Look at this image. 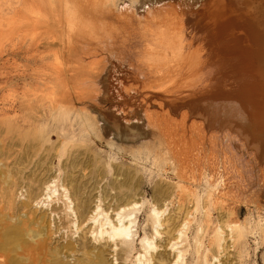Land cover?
I'll use <instances>...</instances> for the list:
<instances>
[{"label":"rangeland","instance_id":"obj_1","mask_svg":"<svg viewBox=\"0 0 264 264\" xmlns=\"http://www.w3.org/2000/svg\"><path fill=\"white\" fill-rule=\"evenodd\" d=\"M92 1L0 0V264H264V156L185 123L201 99L180 83L112 69L132 70L119 46L170 30L159 14L181 4ZM88 2L105 10L95 37L78 20ZM118 219L128 235H111Z\"/></svg>","mask_w":264,"mask_h":264},{"label":"bare ground","instance_id":"obj_2","mask_svg":"<svg viewBox=\"0 0 264 264\" xmlns=\"http://www.w3.org/2000/svg\"><path fill=\"white\" fill-rule=\"evenodd\" d=\"M142 1L136 0L135 2L138 12L151 11L153 7L159 5V2L165 7H170L174 3L181 4L179 6L181 12L174 11L175 7H170L172 10L168 9L163 14H159L160 10L157 9V14L152 18L159 14L163 18L159 26L169 27L170 25L173 27V31H171L172 27H169L170 30L163 33V30L161 28L158 30L157 26V29H153L154 32H152V28H149L150 34H147L145 29L137 33L134 32L136 40L132 45L119 46L121 53L123 50L127 55L129 54V59H131L128 64L133 66V69L125 70L117 65H114L115 67L112 69H115L119 74L129 71L134 77H144L146 82L152 79L155 83H164L166 80L173 81V84L180 83L185 100L190 97L201 99L198 104L187 106L185 104L186 109L182 114V120L185 123L190 122L193 117L195 119V116H200L202 119L199 121L201 130L211 131L210 128L213 127L212 133L215 132L216 135L223 133L246 150L252 149L250 153L255 158V162L259 161L260 157L264 156V0H150V2L143 1L141 4ZM90 2L84 4V9H82L84 15H81L85 16L86 20L82 18V21L79 17L78 20L85 22L83 33L95 37L96 33L102 34L106 31H104L106 25L103 24L105 22L99 21V17L105 10L103 11V6L89 5ZM31 4L30 8L33 6ZM37 9H40L39 5ZM125 13L121 14L125 18L130 15L127 11ZM107 18L105 20L108 21ZM101 19L103 18L101 17ZM111 20L114 21V19ZM49 24L51 25V22ZM76 25L78 31L79 24ZM137 28L140 29V27ZM175 28H177L176 31ZM120 33L122 34V32ZM69 37L71 38V35ZM117 41L118 44H121L119 39ZM230 66L235 70H242L238 83L228 85V89L216 88L217 83L222 84L220 79L230 72ZM173 84L170 85L176 86ZM159 88L155 90L156 93L163 94L168 90L166 83L160 85ZM169 109L173 110L170 106ZM175 113H177L176 110ZM206 113H208L209 120L205 117ZM138 114L140 112L135 111L134 115ZM220 115L223 116L219 118ZM167 118L170 116L167 115ZM237 121L242 125H238ZM260 162L263 168L258 177L264 186V160H260ZM240 164L241 162L235 160L230 161V178H236L238 173L241 174L240 169L237 170V166ZM228 168L225 169L228 170ZM126 221L123 219H118V223L109 221L111 235H128L130 225ZM172 264H176V261Z\"/></svg>","mask_w":264,"mask_h":264}]
</instances>
